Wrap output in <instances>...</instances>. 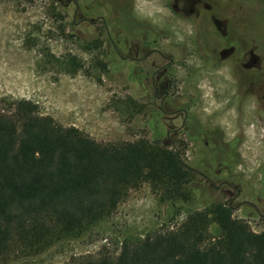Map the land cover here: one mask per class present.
Wrapping results in <instances>:
<instances>
[{
    "label": "rangeland",
    "instance_id": "rangeland-1",
    "mask_svg": "<svg viewBox=\"0 0 264 264\" xmlns=\"http://www.w3.org/2000/svg\"><path fill=\"white\" fill-rule=\"evenodd\" d=\"M110 2L115 7V1ZM220 3L222 12L229 13L236 21L234 31L245 34L248 48H255L264 82V0ZM135 10L142 19L150 20L157 27L177 24L181 29L173 30L186 35L184 39L194 36L195 20L187 17L192 11L184 0H135ZM96 15H103L115 33L116 14L108 0H104ZM72 31L71 14L54 0H0V110H6L9 102L26 100L38 104L41 114L53 117L64 127L78 128L100 143L150 140L144 115L134 118L124 107L129 88L117 83L110 67L103 71L95 66L98 61L106 60V55L98 52L90 39H83ZM187 47L188 58L183 59L187 70L181 68L179 74L185 78L194 69L201 71V77L195 80H200L203 87V101L208 109L205 114H220L214 126L224 128L228 138L243 136L244 145L239 152L247 174L252 175L264 165V100L255 93L251 74L242 75L234 63L221 68L215 67L216 64L206 67L193 53L195 48ZM47 52L59 59L76 56L85 67L75 75L58 67L48 70L44 56ZM244 95H247L245 99ZM197 153L181 152V156L188 166L195 168L200 162ZM237 170L241 173L240 165ZM249 180L243 179L247 184H242L237 179V187L248 192L255 190V183ZM193 185L194 199L217 200L228 205L223 181L209 183L197 177ZM186 215L185 206L160 203L150 185L144 184L131 191L111 218L82 238L63 240L32 257L15 252L1 259L0 264H68L81 258H98L103 252L117 256L126 239L172 230ZM234 217L246 221L243 209L235 210ZM210 230L212 237L221 235L217 224Z\"/></svg>",
    "mask_w": 264,
    "mask_h": 264
},
{
    "label": "trees",
    "instance_id": "trees-1",
    "mask_svg": "<svg viewBox=\"0 0 264 264\" xmlns=\"http://www.w3.org/2000/svg\"><path fill=\"white\" fill-rule=\"evenodd\" d=\"M44 56L48 70L75 75L85 67L76 56ZM95 66L108 68L104 61ZM123 103L130 114L128 98ZM8 104L0 110V260L82 238L149 184L160 203L187 208L177 228L128 238L117 256L103 252L68 264H264V232L235 218L226 203L194 199L197 174L180 151L147 139L100 143L41 114L34 102Z\"/></svg>",
    "mask_w": 264,
    "mask_h": 264
},
{
    "label": "flooded vegetation",
    "instance_id": "flooded-vegetation-1",
    "mask_svg": "<svg viewBox=\"0 0 264 264\" xmlns=\"http://www.w3.org/2000/svg\"><path fill=\"white\" fill-rule=\"evenodd\" d=\"M54 1L71 14L72 32L90 39V44L106 55L104 62L117 83L129 88L130 116L144 115L149 141L180 153L198 151L200 162L191 167L197 177L209 183L223 181L228 205L234 211L243 209L246 223L264 232V165L252 175L247 174L239 152L243 136L228 138L224 128L214 126L220 114H205L208 109L203 87L200 80H195L201 77V71L194 69L185 78L179 74V69L187 70L183 59L188 58L187 46H192L206 67L234 63L242 75L251 74L255 93L264 100L260 58L255 48H248L245 34L234 31L236 21L232 15L222 12L220 2L228 0H184L192 11L187 17L195 20L194 36L187 39L182 32L173 30L181 29L177 24L157 27L142 19L136 13L135 0H114L115 7L108 0L116 14L115 33L103 15H96L104 0ZM191 57L196 59L194 54ZM237 179L242 184H247L243 179H250L255 190L243 191L237 187Z\"/></svg>",
    "mask_w": 264,
    "mask_h": 264
},
{
    "label": "bare ground",
    "instance_id": "bare-ground-1",
    "mask_svg": "<svg viewBox=\"0 0 264 264\" xmlns=\"http://www.w3.org/2000/svg\"><path fill=\"white\" fill-rule=\"evenodd\" d=\"M254 134V133H253Z\"/></svg>",
    "mask_w": 264,
    "mask_h": 264
}]
</instances>
